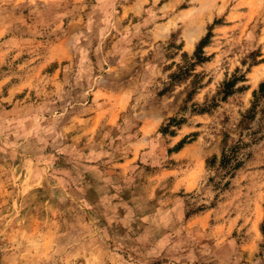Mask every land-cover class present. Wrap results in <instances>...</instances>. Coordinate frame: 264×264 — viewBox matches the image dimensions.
Returning a JSON list of instances; mask_svg holds the SVG:
<instances>
[{"label":"rangeland","instance_id":"rangeland-1","mask_svg":"<svg viewBox=\"0 0 264 264\" xmlns=\"http://www.w3.org/2000/svg\"><path fill=\"white\" fill-rule=\"evenodd\" d=\"M262 84L264 0H0V264H264Z\"/></svg>","mask_w":264,"mask_h":264},{"label":"trees","instance_id":"trees-1","mask_svg":"<svg viewBox=\"0 0 264 264\" xmlns=\"http://www.w3.org/2000/svg\"><path fill=\"white\" fill-rule=\"evenodd\" d=\"M202 42H203V41H202ZM202 42H201V43H202ZM229 84H230V83H226V84H225V87L227 88V87L229 86ZM259 88H260V90H261L262 88H264V84H262Z\"/></svg>","mask_w":264,"mask_h":264}]
</instances>
